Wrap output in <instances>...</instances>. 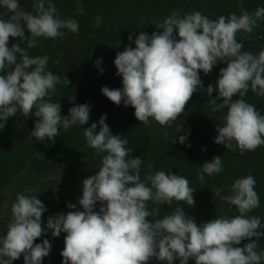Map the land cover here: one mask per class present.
<instances>
[{
    "label": "clouds",
    "instance_id": "obj_1",
    "mask_svg": "<svg viewBox=\"0 0 264 264\" xmlns=\"http://www.w3.org/2000/svg\"><path fill=\"white\" fill-rule=\"evenodd\" d=\"M0 7L7 10V18L0 14V72L5 73L0 75V130L18 111L38 118L29 136L40 142L54 141L61 127L67 131L73 125L87 124V103L74 105L67 116H62L61 105L51 101L56 86H67L71 81L66 77L62 81L47 70V55L30 56L20 43L8 46L10 38H19L21 43L27 41V48H36L38 38L55 40L67 35L62 29L78 34V22L61 18L52 0H33L35 14L26 12L18 0H0ZM83 13V5L78 3L76 14ZM261 19L264 7L251 14L231 13L215 20L199 11L183 16L179 10L174 11L155 25L161 32H141L134 48L126 46L117 52L113 63L116 75L122 77V88L104 86L101 92L117 106L134 108L135 118L145 126L151 118L161 127H171L193 94L203 88L200 73L208 75L218 62H224L226 67L220 69L215 88L212 84L206 88L209 97L214 90L218 92L208 101L212 112L227 107L223 126L216 124L214 143L229 151L238 150L241 155L255 151L264 146V115L243 97L249 89L264 97V50L258 54L244 51L236 35L240 31L251 33ZM94 20L99 27L102 18L96 16ZM25 28L30 37L25 36ZM128 39L131 41L132 36ZM55 63L59 64V59ZM101 63L102 59L95 61L97 68ZM234 96L239 98L233 100ZM221 98L223 102L217 103ZM105 120L106 115H102L98 122L83 129L87 145L104 155L95 175L82 181L78 200L82 210L69 203L67 207L72 210L49 216L45 228L42 216L47 209L42 201L37 196L18 194L11 205L7 232L0 236V264H13L21 256L24 264H42L52 245L48 239L35 241L46 230L53 237L66 234L60 253L62 264H149L153 259L165 264L176 260L188 264L190 259L195 264H260L264 260V251H257V241L264 236L259 229L264 225L260 217L247 215L260 206L254 176L237 178L227 196L220 195L222 187L211 189L214 196L237 208L239 214L234 217L198 224L177 207L162 219L149 221V216L159 215L162 204L171 206L176 201L194 207L196 190L187 178L171 172H150L142 181V159L128 158L132 151L126 147L128 140L112 134ZM176 131L180 133L182 126ZM163 135L167 137L168 132ZM186 139V134L178 135L173 143L178 140L184 144ZM223 170L221 156H215L201 165L197 178L203 183L205 174L218 175ZM149 201L157 205L151 211ZM244 240L250 242L236 246Z\"/></svg>",
    "mask_w": 264,
    "mask_h": 264
},
{
    "label": "trees",
    "instance_id": "obj_2",
    "mask_svg": "<svg viewBox=\"0 0 264 264\" xmlns=\"http://www.w3.org/2000/svg\"><path fill=\"white\" fill-rule=\"evenodd\" d=\"M20 6L26 12H32L33 0H18ZM63 19L72 18L79 24V32L67 33L62 38L45 39L38 38V47L27 48L19 38H10L8 46L20 43L30 56L49 57L48 71L58 75L63 81L65 77L71 81L69 85L58 84L56 91L51 95L52 102L61 105V115L67 116L68 110L76 104L87 103L90 106V118L85 125H73L67 131L61 127L60 135L54 141H38L29 136L34 129V115L24 116L20 111L16 116H11L6 121V126L0 130V236L7 232V225L12 214L2 217V208L6 195L5 189L10 186L18 176L25 171H31L32 183L36 190H30L27 196H37L45 205L47 211L42 216V226L46 228L49 216L57 213L67 214L72 210L67 207L69 203L78 204L82 196V181L99 170L103 153L97 154L89 147L83 135V129L98 122L102 115H106L105 123L110 127L112 134L120 135L128 140L127 148L132 151L129 159L139 156L143 163L140 168L141 180L147 173L165 171L184 176L188 179L190 187L196 191L193 193L195 206L190 207L186 202L173 201L171 206L160 205L158 216H149V221L162 219L171 214L177 207L184 209L185 213L195 218L196 222L203 223L219 217H234L238 210L234 205L226 203L220 197L214 196L212 188L222 187L221 196L230 195V187L237 178H244L251 174L256 179L255 191L260 198V206L249 212L248 216H258L264 225V146L255 151L245 152L243 155L237 151H229L223 145L214 143L217 136L216 124L223 126L222 117L227 113V107L212 112L208 103L216 98L217 91H213L209 97L206 88L219 78L221 68L226 63L218 62L211 73H200L203 88L193 94L186 105L185 111L172 123L171 127H161L151 120L149 126L139 122L134 115V108L117 106L105 97L101 88L108 86L111 89L122 88V77L116 75L114 59L117 52H121L126 46L135 47V39L141 33L151 35L153 32H161L155 25L172 12L179 10L181 15L199 11L209 19H217L219 16H228L231 13L237 15L247 11L253 13L257 8L264 7V0H52ZM84 8L82 15L77 13V4ZM7 10L0 7V14H6ZM100 16L102 23L95 26L94 17ZM7 18V14L4 15ZM258 27L251 33L240 31L236 35L238 42L243 43L244 51L258 54L264 50V19L258 20ZM129 35L132 40L129 41ZM25 36L30 37L25 28ZM19 59V56H18ZM59 59L60 63L55 61ZM97 59H102L99 68L95 65ZM99 69H103L101 72ZM11 69H6L10 71ZM0 72V75H4ZM234 96L233 100L238 99ZM47 99V98H46ZM243 99L254 105L257 111L264 115V97L257 96L249 89ZM222 98L217 103H222ZM35 111V110H33ZM177 126H182V131L177 133ZM99 130V125L97 131ZM167 131L165 137L163 133ZM187 135L184 144L175 142L178 135ZM188 145H191L190 147ZM221 156L223 172L218 175L205 174L204 182L197 178V173L205 161H211L213 157ZM152 165L150 169L148 166ZM39 184V186H38ZM99 202L96 205L98 211ZM157 205L148 202L151 211ZM264 232V229H259ZM53 237L50 230L37 239L41 243L48 239L52 245L49 256L45 257L42 264H62L60 255L64 248V236ZM250 242L244 240L238 247ZM257 251H264V236L258 241ZM13 264H24L23 256L14 260ZM149 264H165L153 259ZM179 264V260L173 262ZM188 264H195L189 260ZM260 264H264L261 260Z\"/></svg>",
    "mask_w": 264,
    "mask_h": 264
},
{
    "label": "rangeland",
    "instance_id": "obj_3",
    "mask_svg": "<svg viewBox=\"0 0 264 264\" xmlns=\"http://www.w3.org/2000/svg\"><path fill=\"white\" fill-rule=\"evenodd\" d=\"M33 173L31 171H25L23 174L18 176L16 180L8 186L4 193L6 195L4 205L2 208V217L7 218L11 215V205L15 202L18 194L27 195L30 190H36L38 187L34 188L32 181ZM39 186V184H38Z\"/></svg>",
    "mask_w": 264,
    "mask_h": 264
}]
</instances>
